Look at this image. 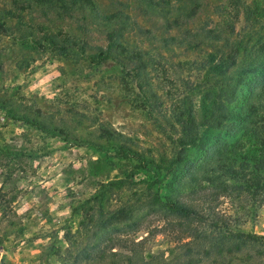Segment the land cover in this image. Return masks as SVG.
Instances as JSON below:
<instances>
[{
    "label": "rangeland",
    "instance_id": "rangeland-1",
    "mask_svg": "<svg viewBox=\"0 0 264 264\" xmlns=\"http://www.w3.org/2000/svg\"><path fill=\"white\" fill-rule=\"evenodd\" d=\"M85 1L0 0V264H264L260 242L194 256L264 237V0H90L126 17L103 61ZM107 236L113 260L74 261Z\"/></svg>",
    "mask_w": 264,
    "mask_h": 264
},
{
    "label": "trees",
    "instance_id": "trees-1",
    "mask_svg": "<svg viewBox=\"0 0 264 264\" xmlns=\"http://www.w3.org/2000/svg\"><path fill=\"white\" fill-rule=\"evenodd\" d=\"M55 0H33V2H35L36 4L45 7V8H49L53 2ZM61 2H63V0H60ZM83 1V0H81ZM149 1L150 0H146ZM85 3L89 6V12L92 13L91 17L93 20L97 21L98 23L103 24V28H105L106 30H110V28L113 27V22L118 18H122L125 19L126 17L124 15H111V16H102L99 15L98 12L93 8L92 3L90 2V0L85 1ZM151 3V2H150ZM65 4H67L65 2ZM152 5V3L150 4ZM151 9V7H150ZM114 20V21H113ZM121 20V19H120ZM112 26V27H110ZM110 33H107V40H106V44L104 46V49H99V51L96 53V58L98 60H105V59H109L108 57V52H110V50L113 49H120L121 52L123 51V46L119 43H117L116 41V37L118 36L115 32V29H112L109 31ZM211 33V32H208ZM46 36H48V40H51L52 35L46 34ZM118 40V37H117ZM61 48V47H60ZM97 60V62H98ZM224 63L223 62H218L215 66H214V70L216 72L219 73H223V69H224ZM230 97H233V91L230 92ZM229 113L225 112V116H228ZM176 120L177 123L179 124V126L181 127V129L183 130L184 133V140L181 141V143L183 145H194L197 140V134L195 132V128L194 125L192 123V121L190 120V114H187L186 119H181L180 118V114H178L176 116ZM253 168H256L258 170H261L264 173V158H259L257 160L254 161L253 164ZM256 187L254 188V190L256 192H258V194L262 193V195H264V183H261L259 185H255ZM163 209L165 210V212L167 214H169L171 217H175V219H183V220H193L195 222H200L202 221V216H200L198 213L195 212V210L187 205H184L183 203H180L179 201H165L163 203ZM225 230H227V228H224ZM219 236L216 237L214 240V242L211 240L209 247H204L202 244L200 245V247H198L199 249L196 251V254L194 255L195 257H199L201 256L202 259H206L209 258L210 256V252L211 251H215L214 255L215 257L220 256L222 253H237L241 247H245L248 245H253V244H258L260 243H264V237H260L254 234H249V233H242V232H229L226 233L225 235L222 233H218ZM110 238L104 237L101 238L96 244H94L91 247H85L83 248L78 255H76L75 260L76 262L78 261H86V263H92L95 261H103L105 258L111 259L113 260L114 257H116L118 254H115L113 252H109V255L106 256V251H104V246L106 245V243L110 242ZM205 240H208V238H206ZM233 248V250H232ZM210 250V251H209ZM209 251V252H208ZM187 254V253H186ZM123 258L126 259V263L125 264H131V262L133 261L132 257L133 256H122ZM189 261H192V256L189 255ZM194 259V258H193ZM75 264V263H74ZM107 264H119V262H115V261H110L107 262Z\"/></svg>",
    "mask_w": 264,
    "mask_h": 264
}]
</instances>
